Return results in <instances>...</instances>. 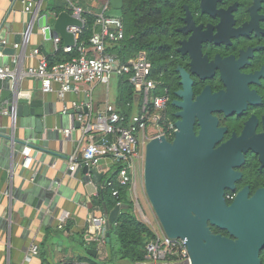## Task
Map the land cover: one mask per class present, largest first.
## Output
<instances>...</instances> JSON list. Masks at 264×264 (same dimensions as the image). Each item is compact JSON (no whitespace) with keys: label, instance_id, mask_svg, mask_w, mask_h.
<instances>
[{"label":"crops","instance_id":"1","mask_svg":"<svg viewBox=\"0 0 264 264\" xmlns=\"http://www.w3.org/2000/svg\"><path fill=\"white\" fill-rule=\"evenodd\" d=\"M109 1L0 0V27L9 26L6 45L13 49V53L0 52V66L7 65L15 71V75L0 80V264H111L107 245L92 241L87 223L90 215L108 217L112 211L94 202L105 190V175L99 182L92 175L86 181L83 167L74 172L68 169L69 155L84 146L79 129L70 137L64 134V129L74 123L75 114H63L65 102L55 92L43 93L40 80L24 74L38 65L40 56H33V49L39 48L48 58L55 55L53 37L42 31L45 26L54 28L53 18L61 13L75 17L73 7L97 15L107 3L105 13L113 16ZM29 4L30 11H26ZM70 27L66 25L68 31ZM66 41L61 38V45ZM81 88L67 93L65 101L91 103L95 115L104 112L107 102L118 104L117 79L108 86L85 84ZM17 98L41 104L34 108V115L27 117L14 119L2 114L1 110L8 109ZM38 119L43 124L39 131ZM23 142L34 145L32 155L36 159L29 169L22 165ZM105 162L116 171L110 160ZM64 212L69 217L66 225L59 228V217ZM139 218L155 231L149 219ZM33 245L39 247L36 255L31 253Z\"/></svg>","mask_w":264,"mask_h":264},{"label":"flooded vegetation","instance_id":"2","mask_svg":"<svg viewBox=\"0 0 264 264\" xmlns=\"http://www.w3.org/2000/svg\"><path fill=\"white\" fill-rule=\"evenodd\" d=\"M179 6L159 74L172 127L164 136L178 145V123L192 119L214 169L207 179L212 174L225 207L235 208L222 215L250 224L263 241L264 264V0H179ZM208 225L238 239L226 226Z\"/></svg>","mask_w":264,"mask_h":264},{"label":"built area","instance_id":"3","mask_svg":"<svg viewBox=\"0 0 264 264\" xmlns=\"http://www.w3.org/2000/svg\"><path fill=\"white\" fill-rule=\"evenodd\" d=\"M32 4L26 6L30 11ZM109 8L107 3L103 12L95 15L98 27L89 42H80L79 39L84 27V18L81 8L73 7L75 16L83 22L82 27L72 26L70 32L74 34V45H61V38L54 37V51L63 50L66 53L76 49L78 57L69 61L51 64L39 48L32 51L33 56H40L36 68L24 71L25 75L34 76L41 82L43 93L55 92L63 102L62 113L74 112V123L64 129L66 137H70L76 129L81 131L84 146L73 151L68 159V169L72 172L88 166L107 176L112 170L105 161L110 160L116 168V179H105V187H109L113 195H118L114 186H137L136 174L140 163L144 166L145 146L154 136L168 134L171 130L168 105L169 97L158 89H162L159 75L155 73L154 63L144 50L126 61H122L116 53L108 50L113 44L125 39V26L119 17L106 15ZM47 26L43 27L45 33ZM29 31L27 32L28 35ZM26 36V34H25ZM18 46L17 44L15 45ZM15 75V71L7 65L0 66V80ZM123 79L133 89V99L127 103L130 113H121L117 106L107 102L103 113L95 115L91 103L81 101L66 102V94L71 91H80L82 85H109L113 79ZM58 85V88L55 86ZM163 91V89H162ZM91 90L88 91L91 94ZM2 114L12 115L6 109ZM79 123L76 126L75 123ZM106 135L109 144H100ZM29 143V142H28ZM33 148L27 144L23 147V167L29 169L35 161L32 155ZM131 189V188H130ZM69 214L64 212L59 217V228L66 225ZM89 231L92 232V241L105 246L108 231V217L90 215L87 219ZM38 245H33L31 253L38 254ZM176 257L177 259H172ZM145 264H190L187 247L181 239H171L165 234L161 237L156 232V238L149 240L145 246Z\"/></svg>","mask_w":264,"mask_h":264},{"label":"water","instance_id":"4","mask_svg":"<svg viewBox=\"0 0 264 264\" xmlns=\"http://www.w3.org/2000/svg\"><path fill=\"white\" fill-rule=\"evenodd\" d=\"M109 2L115 10H122L124 7V0ZM52 23L54 28L48 27L46 33L50 38L60 37L67 40L65 46L75 43L74 34L68 31L66 25L83 26L77 16L67 13L59 14L53 18ZM8 28L4 24L0 27V52L3 54L13 53V49L6 45L9 42ZM40 102H24L17 98L9 105L8 110L14 119L27 117L35 114L34 108ZM192 122V119L185 118L178 123V138L181 139L178 145L170 144L166 136L160 135L152 137L145 146L144 188L153 212L167 237L184 241L190 264H260L258 250L263 241L255 239L250 224L244 222L238 226L234 216L222 215L223 211L230 213L235 208L234 205L225 207L221 190H217L218 186L212 174L207 179V172L214 169L206 164L203 137L194 136ZM37 127L38 131L43 127L40 119L37 120ZM99 143L109 144V136L106 135ZM22 144L34 146L28 142ZM83 174L86 181L92 175L96 182L103 175L88 166L83 167ZM214 196H217L216 199ZM120 209L121 205L118 204L109 213L107 239L110 236L109 228L116 223ZM208 221L220 227L226 226L238 239L232 240L212 233Z\"/></svg>","mask_w":264,"mask_h":264},{"label":"trees","instance_id":"5","mask_svg":"<svg viewBox=\"0 0 264 264\" xmlns=\"http://www.w3.org/2000/svg\"><path fill=\"white\" fill-rule=\"evenodd\" d=\"M179 7V0H124L122 19L125 24V39L113 44L108 51L118 54L122 61H126L144 50L154 63L155 73L159 75L169 61L171 32L169 22L171 16L178 13ZM63 8L60 9L64 10ZM82 17L85 22L79 43H88L98 29L97 17L90 13H82ZM78 56V51L74 49L70 53L60 50L51 58H47L51 64H54L69 61ZM117 99L118 110L121 113H130L127 103L133 99V89L123 79L119 80ZM105 179L115 181L116 171H111ZM114 186L119 191L118 195H113L106 185L104 192L94 200L97 206L103 208L105 205L109 210L118 204L121 205L116 223L109 228V239L106 238L109 262L111 264H141L145 260V246L149 240L156 238V233L148 224L137 218L134 203L130 197L131 185L122 187L115 183Z\"/></svg>","mask_w":264,"mask_h":264},{"label":"rangeland","instance_id":"6","mask_svg":"<svg viewBox=\"0 0 264 264\" xmlns=\"http://www.w3.org/2000/svg\"><path fill=\"white\" fill-rule=\"evenodd\" d=\"M112 13H114L113 16L119 17L122 19V15H123L122 10H115L114 9L112 11ZM114 79L112 80V83H113ZM162 92H163L162 89L160 90V88H159L158 93L162 94ZM118 166L119 165L115 166V168H117ZM137 178H138L137 186L135 188H133V186H131V189H130V192H131L130 197L134 203V211L137 215V218L141 220V218H139V216H141L143 218L146 217L147 219H149L151 221L153 227L155 228V231L161 237H163L165 233L163 232L161 225H160L155 213L153 212L152 207L149 204V201H148L146 193H145L144 179H143V162H142V164L140 163V167L138 168Z\"/></svg>","mask_w":264,"mask_h":264}]
</instances>
